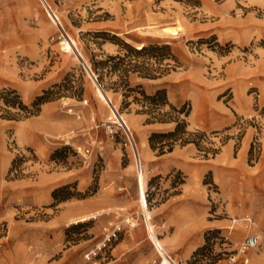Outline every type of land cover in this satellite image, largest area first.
<instances>
[{
  "label": "rangeland",
  "instance_id": "1",
  "mask_svg": "<svg viewBox=\"0 0 264 264\" xmlns=\"http://www.w3.org/2000/svg\"><path fill=\"white\" fill-rule=\"evenodd\" d=\"M229 65L234 118L217 129L147 93ZM251 221L264 235V0H0V264H159V245L226 264ZM249 252L264 264V244Z\"/></svg>",
  "mask_w": 264,
  "mask_h": 264
},
{
  "label": "crops",
  "instance_id": "2",
  "mask_svg": "<svg viewBox=\"0 0 264 264\" xmlns=\"http://www.w3.org/2000/svg\"><path fill=\"white\" fill-rule=\"evenodd\" d=\"M232 65L227 67V70L222 74L221 79H217V77L210 78L208 77L205 84L196 83L193 77L195 76V72L184 70L183 72H179L180 76V86L175 87L171 85L172 83H168V79L170 73H167L163 76H154V80L150 82V88L148 94L153 93L157 88L163 87L165 89L167 103L170 104H178L182 103L185 100H189L191 102V109L190 113L185 116L186 118V129L194 130V129H201V130H209V129H217L227 123L232 122L234 118V113L228 105H225L224 96H221L224 93V89H221L224 86L228 87V75L233 72ZM165 78V79H164ZM184 78L185 82L181 80ZM181 81H183L181 83ZM175 83V82H174ZM238 95L236 98L235 94L232 95L230 98L226 99L228 103H232L233 105L239 104L242 100H248L247 96L242 97V86L238 85L237 87ZM239 100V101H238ZM241 100V101H240ZM175 123V122H173ZM146 125H154V124H146ZM226 153L230 150V145H226ZM164 154L154 156L157 158L158 161H162ZM222 157V156H220ZM161 167L160 165H158ZM10 175H13L10 173ZM238 185L236 184L237 191ZM163 205H166L165 203ZM251 220V217L245 218ZM256 222V221H255ZM245 228V227H244ZM246 230L251 231V226H246ZM257 230L262 234L261 228L256 225V227L252 226V231ZM246 232L247 235L249 232ZM251 231V232H252ZM264 236V235H263ZM264 242L262 243V245ZM261 245V246H262ZM163 246V245H162ZM260 246V247H261ZM186 251H189V245L186 247ZM165 250V249H164ZM166 251V250H165ZM251 252H249L250 254Z\"/></svg>",
  "mask_w": 264,
  "mask_h": 264
},
{
  "label": "built area",
  "instance_id": "3",
  "mask_svg": "<svg viewBox=\"0 0 264 264\" xmlns=\"http://www.w3.org/2000/svg\"><path fill=\"white\" fill-rule=\"evenodd\" d=\"M45 9L47 11L48 16L51 18V15L49 14L47 8H45ZM51 20H52V18H51ZM64 38H65V36H63L62 33L59 32V41L58 42L64 44L63 43ZM84 101L86 102L87 100L84 99ZM111 124H114V123L111 122L110 125L106 126V131H109V133H113V131L111 130V127H110ZM121 130H122V128H121ZM123 132L126 136L128 144L130 145V140H129L128 135L125 133V131H123ZM124 144H127V143L125 142ZM90 152H91V150L89 149V147H85L84 154H89ZM99 156H101L100 153H99ZM17 171H18V168L16 166L11 167V174H14V172H17ZM250 224L253 227H256V224L254 221H251ZM114 231H115V229L111 230L108 234H106L105 238L108 241L111 240V238H109V237L114 235ZM263 242H264V236L259 231L254 230V231L248 233V235L246 237H244L241 241L238 242L234 252L231 253L227 257L226 264H249L250 258H251L249 251L252 249H255V248H259ZM159 264H163L161 255H160Z\"/></svg>",
  "mask_w": 264,
  "mask_h": 264
},
{
  "label": "bare ground",
  "instance_id": "4",
  "mask_svg": "<svg viewBox=\"0 0 264 264\" xmlns=\"http://www.w3.org/2000/svg\"><path fill=\"white\" fill-rule=\"evenodd\" d=\"M63 36H65L64 38V41L62 43H60L63 47L64 46H72V43L70 41V38H69V35L67 34V32L64 30V29H60L59 30ZM138 46V45H137ZM86 66L88 67V65L86 64ZM89 68V67H88ZM91 73V72H90ZM98 96L100 97H103V98H106V96L102 93V92H98L97 93ZM113 110H114V113L117 117H119L120 113H118L117 109H115L113 106H112ZM120 128H122L123 131H125V133L128 135L129 137V140H130V144H131V148L133 149H136L135 148V142H134V139H133V135H132V132L129 130V128L127 127V125H125L123 122L120 123V124H117ZM142 202L144 204V210L145 212L148 211V202L146 201V196L145 194L143 193L142 195ZM135 224L133 223V226ZM149 229H150V236L154 237V232H153V226L150 224L149 222ZM156 239V237H154ZM158 251L162 257V262L163 264H173V262H171L169 260V258L167 257V255L164 253L163 249L160 247V245L158 246Z\"/></svg>",
  "mask_w": 264,
  "mask_h": 264
},
{
  "label": "trees",
  "instance_id": "5",
  "mask_svg": "<svg viewBox=\"0 0 264 264\" xmlns=\"http://www.w3.org/2000/svg\"><path fill=\"white\" fill-rule=\"evenodd\" d=\"M153 46H150V45H146V44H143L141 47H135V48H133V50L134 51H137V52H143V51H146L147 49H149V48H152ZM160 88H157L155 91H154V93H153V95H152V99H154L155 97H153V96H155V95H157V93H159L160 92V90H159ZM164 89V88H163ZM164 91V94H165V89L163 90ZM166 95H165V102H166ZM57 191V189L56 190H54L53 191V193L55 194V192Z\"/></svg>",
  "mask_w": 264,
  "mask_h": 264
}]
</instances>
